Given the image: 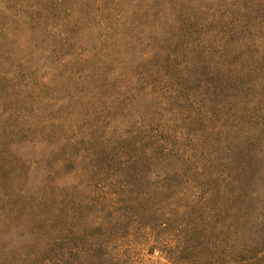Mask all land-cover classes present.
Returning a JSON list of instances; mask_svg holds the SVG:
<instances>
[{
  "label": "trees",
  "instance_id": "1",
  "mask_svg": "<svg viewBox=\"0 0 264 264\" xmlns=\"http://www.w3.org/2000/svg\"><path fill=\"white\" fill-rule=\"evenodd\" d=\"M166 7L176 35L127 41L136 20ZM28 10L29 35L45 34L42 5ZM51 13L63 28L52 29L53 64L76 89L57 130L35 134L34 122L23 129L31 151L13 150L27 163L38 139H55L65 174L55 203L22 204L31 260L129 264L140 244L163 264H264V0H56ZM140 98L149 114L134 112ZM93 112L113 130L86 121ZM95 198L113 213L90 223Z\"/></svg>",
  "mask_w": 264,
  "mask_h": 264
},
{
  "label": "rangeland",
  "instance_id": "2",
  "mask_svg": "<svg viewBox=\"0 0 264 264\" xmlns=\"http://www.w3.org/2000/svg\"><path fill=\"white\" fill-rule=\"evenodd\" d=\"M70 1L75 3L77 0ZM193 2L195 0H182L185 6L192 5ZM55 3L56 0H41L38 3L34 0H0V264H36V261L29 257L31 251H28V226L25 225V218H22L24 215L21 217L22 212H19L22 211L23 202L31 199L30 196L35 197L36 202L54 200L55 203L61 194L59 184L64 180V171L57 167L54 159L59 155V151L53 148L55 139H38L37 141L41 142V150L35 154L31 152L27 163L25 157L13 151L18 147L22 153L30 152L33 146L28 142L23 129L27 131L35 122L37 127L32 128L35 134H38L35 128L41 132L46 128L57 130L55 126L61 119V109L72 105L70 99L76 89L75 83L60 76L57 64H53L56 55L51 53V50L60 44L59 34L55 35L52 29L58 27L63 30L57 15L51 13ZM30 5H42L41 17L46 24L43 28L47 30L45 34H41L42 30L38 27L29 35L31 28L26 25L24 15L27 11L30 12ZM155 13L152 11L147 19L136 20V27L130 31L133 36L129 34L128 42L140 45L136 41L137 37L146 38L149 33H153L156 40L176 35L174 32L178 28V21L175 15L167 7L158 16H154ZM123 32L126 33V29ZM131 57V61H134L135 57ZM29 59L36 63V69H30ZM136 104L135 113H150V100L140 98ZM161 107L162 105L159 109ZM165 109V106L160 109V115H169ZM94 113L86 121L92 119V125H104L105 130H113L109 123L115 122H109L110 114L107 111H101V115L108 117V121H99V116ZM70 119L72 123L76 122L75 117ZM189 124H184L186 128H181L183 125H180L177 131L188 133L191 130L188 129ZM194 148V143L188 140L185 142L184 149L194 152ZM39 155L44 159L41 165L38 163L32 166L30 160L39 158ZM87 193L81 191L76 193V196L83 199ZM86 204L88 207L85 215L90 223H96L101 218L105 221V218L113 213L97 198L95 201L88 200ZM118 215L122 218L127 215L125 207L118 208ZM91 233L97 237L100 232L95 230ZM137 245L136 249L134 247L130 250L133 245L125 248V253L130 250L129 264L166 262L159 252L149 254L146 248ZM261 260L264 263V258Z\"/></svg>",
  "mask_w": 264,
  "mask_h": 264
}]
</instances>
